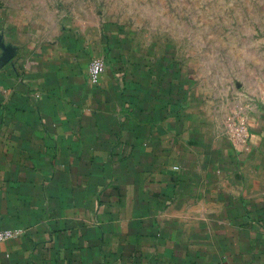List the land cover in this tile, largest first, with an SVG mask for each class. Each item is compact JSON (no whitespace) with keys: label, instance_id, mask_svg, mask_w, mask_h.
I'll return each mask as SVG.
<instances>
[{"label":"crops","instance_id":"1","mask_svg":"<svg viewBox=\"0 0 264 264\" xmlns=\"http://www.w3.org/2000/svg\"><path fill=\"white\" fill-rule=\"evenodd\" d=\"M173 64L151 43L4 34L0 231L18 234L0 264H264V109L185 96Z\"/></svg>","mask_w":264,"mask_h":264},{"label":"rangeland","instance_id":"2","mask_svg":"<svg viewBox=\"0 0 264 264\" xmlns=\"http://www.w3.org/2000/svg\"><path fill=\"white\" fill-rule=\"evenodd\" d=\"M6 33L151 43L175 57L185 96L232 111L243 91L264 109V0H0V43Z\"/></svg>","mask_w":264,"mask_h":264},{"label":"built area","instance_id":"3","mask_svg":"<svg viewBox=\"0 0 264 264\" xmlns=\"http://www.w3.org/2000/svg\"><path fill=\"white\" fill-rule=\"evenodd\" d=\"M104 70H105V60L103 58L92 60L88 66V74L90 76V79L94 82H97L101 74L104 72ZM172 170L178 171L179 168L177 166H174L172 167ZM177 186H178V183L174 181L173 182L174 193H176ZM171 198L173 199L174 196H172ZM17 234L18 232L16 231H9V230L0 231V243L5 242L17 236Z\"/></svg>","mask_w":264,"mask_h":264}]
</instances>
